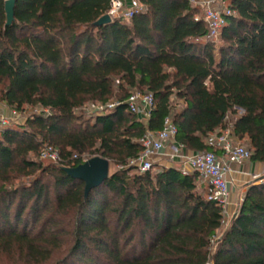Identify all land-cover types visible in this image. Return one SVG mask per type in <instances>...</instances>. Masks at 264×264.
I'll use <instances>...</instances> for the list:
<instances>
[{
  "label": "trees",
  "instance_id": "16d2710c",
  "mask_svg": "<svg viewBox=\"0 0 264 264\" xmlns=\"http://www.w3.org/2000/svg\"><path fill=\"white\" fill-rule=\"evenodd\" d=\"M138 1L131 19L97 26L110 0H14L10 25L0 0V101L36 110L0 131V250L37 262L66 242L54 264H264V181L247 186L211 250L222 212L196 173L129 164L168 116L189 150L220 155L210 136L231 124L264 163V0H228L218 45L189 0ZM134 91L153 96L146 124L127 107ZM44 143L60 164L36 158ZM86 152L117 168L85 196L63 168Z\"/></svg>",
  "mask_w": 264,
  "mask_h": 264
},
{
  "label": "built area",
  "instance_id": "2783aa9c",
  "mask_svg": "<svg viewBox=\"0 0 264 264\" xmlns=\"http://www.w3.org/2000/svg\"><path fill=\"white\" fill-rule=\"evenodd\" d=\"M189 2L202 9V19L206 24L209 37L220 39L226 18L235 14L234 10L229 6L228 0H189ZM140 9L141 5L138 0H128V2L125 0H110L106 14L112 20H129ZM126 104L128 109L137 114L142 122L146 124L154 106V99L150 93L134 91L126 99ZM115 105H117V102L113 101L103 105L92 104V113H102ZM20 117V113L13 109H10L7 115L0 113V131ZM175 133L176 128L169 116L164 119L161 129L156 131L147 129L139 140L141 151L136 158L129 161V164L135 166L139 173L150 171L155 167L156 158L169 145L171 148L169 158H178L182 163L190 166L197 175L196 184L204 190L205 198L215 201L221 207L222 224H226L227 205L230 195L229 182L226 178L229 170L227 161L243 163L249 159L250 151L238 141L233 133L231 124H228L214 139V144L222 151L220 155L208 151L187 154L186 148L175 141ZM38 159L56 165L62 162L57 149L48 143L42 144ZM259 176L254 175L253 178L255 179ZM238 207L239 204L234 216L238 211ZM218 237L215 236L210 240L211 250L215 248ZM206 264H211V262L208 261Z\"/></svg>",
  "mask_w": 264,
  "mask_h": 264
},
{
  "label": "crops",
  "instance_id": "0c3cea01",
  "mask_svg": "<svg viewBox=\"0 0 264 264\" xmlns=\"http://www.w3.org/2000/svg\"><path fill=\"white\" fill-rule=\"evenodd\" d=\"M128 2V0H125ZM238 113L241 114L242 110L237 109ZM10 112V108L2 101H0V113L7 115ZM233 115L231 116L234 118ZM217 136H210V141L214 143V139ZM187 154H192L194 151L185 149ZM171 153L170 146H166L161 152L160 156L156 158L155 169H159L161 167H175L180 169L183 172L191 173L193 172L190 166L186 163H182L178 158L170 159L169 154ZM228 164V172L226 174V178L229 182V202L227 205V218L226 224H223V230H225L230 224L231 220L234 217V214L237 210L238 204H240L243 195L246 192L247 186L251 183H257L264 181V163L259 161H252L247 159L243 163H235L227 161ZM254 175H260L258 178H253Z\"/></svg>",
  "mask_w": 264,
  "mask_h": 264
},
{
  "label": "water",
  "instance_id": "95a60500",
  "mask_svg": "<svg viewBox=\"0 0 264 264\" xmlns=\"http://www.w3.org/2000/svg\"><path fill=\"white\" fill-rule=\"evenodd\" d=\"M14 0H5L4 10L6 16V25H10L14 19L13 14ZM112 19L108 14H104L99 17L94 24L97 26L110 23ZM110 162L108 159L93 156L84 162L74 167H64L63 170L68 176L74 179H79L84 183V195L102 184V182L108 177Z\"/></svg>",
  "mask_w": 264,
  "mask_h": 264
},
{
  "label": "rangeland",
  "instance_id": "374dc122",
  "mask_svg": "<svg viewBox=\"0 0 264 264\" xmlns=\"http://www.w3.org/2000/svg\"><path fill=\"white\" fill-rule=\"evenodd\" d=\"M199 14L202 16V9L199 8ZM214 42L218 45L220 43V39H213ZM174 102H176V100H174ZM179 106L176 105L175 108H178ZM11 109V108H10ZM35 110V108L29 107V106H25L24 109L22 111H20V118L18 120H16L14 123H11L9 126H16L17 124H22L26 117L30 114H32ZM93 111V106H92V102H87L85 103L82 107L78 108L76 110L77 114H79L80 116H83V118H90L91 114ZM245 148H247L245 143H241ZM93 156H97V155H92L89 152L83 153L81 155L82 159L87 160ZM38 159V157H36ZM39 160V159H38ZM43 164H49L47 161H41ZM117 168V166H115L114 164H112L110 162V166H109V174L112 173L115 169ZM157 169H155V167H153L151 169L152 172L156 171ZM223 227L219 230L218 232V236H220V234L223 232ZM66 242L63 243L62 247L59 249H56L52 255L51 258L48 260H41V261H31V260H27L23 255H21L20 253H18L17 251H6L0 250V264H54V261H56V259H60L61 257H63V255L65 254V248H66Z\"/></svg>",
  "mask_w": 264,
  "mask_h": 264
}]
</instances>
